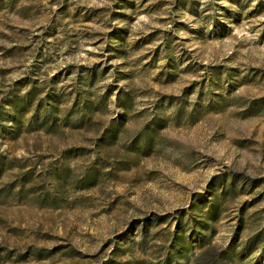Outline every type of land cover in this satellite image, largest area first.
I'll use <instances>...</instances> for the list:
<instances>
[{
  "label": "rangeland",
  "instance_id": "374dc122",
  "mask_svg": "<svg viewBox=\"0 0 264 264\" xmlns=\"http://www.w3.org/2000/svg\"><path fill=\"white\" fill-rule=\"evenodd\" d=\"M0 156V264H264V0H0Z\"/></svg>",
  "mask_w": 264,
  "mask_h": 264
},
{
  "label": "trees",
  "instance_id": "16d2710c",
  "mask_svg": "<svg viewBox=\"0 0 264 264\" xmlns=\"http://www.w3.org/2000/svg\"><path fill=\"white\" fill-rule=\"evenodd\" d=\"M5 161L6 160L0 156V175L7 169ZM18 179V194L22 192L24 182L27 179H33L31 187H35L34 185L36 183L31 170H26L24 172L20 170ZM14 189V187L7 188L4 186L1 188L5 193L13 191ZM194 199H199V197L196 196ZM198 201L200 203V207L198 208L199 215L196 216L195 211H193V200L188 210L181 211L174 217V231H172L171 238L167 245L168 252L160 264H181V261L189 255L194 247L201 249V252L196 257L197 261L200 257H210L206 259V264H244L242 261V252L236 250V245L233 242L228 244L223 250L217 251L216 253L210 252V250H213V247L209 246V242L206 238V231L211 229L213 222L218 217L216 211L217 204L215 201L206 198H200ZM156 219L161 221L165 218L159 217Z\"/></svg>",
  "mask_w": 264,
  "mask_h": 264
}]
</instances>
